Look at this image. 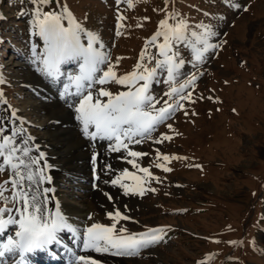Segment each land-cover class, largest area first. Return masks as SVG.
I'll return each mask as SVG.
<instances>
[{
    "label": "rangeland",
    "instance_id": "obj_1",
    "mask_svg": "<svg viewBox=\"0 0 264 264\" xmlns=\"http://www.w3.org/2000/svg\"><path fill=\"white\" fill-rule=\"evenodd\" d=\"M55 1L42 12H59L66 5L78 23L102 39L101 50L109 56L120 77L137 71L138 63L152 68L156 59H163L149 41L157 31L165 30L160 27L162 20L168 19L170 25L176 23V19H170L173 13L190 26L189 31L201 32L198 25L210 27L215 35L209 38V43L217 45L198 68L193 67L194 53L188 48L190 43L197 46L192 38L176 45L180 58L185 60L181 79L191 73L198 79L191 97L196 102L180 101L188 115L185 116L183 110L176 111L153 133V138L166 134L173 139L162 144L151 140L141 144L126 141L130 150L149 154L138 158L137 162L149 168L158 178L157 182L127 163L133 159L127 155L129 149L114 152L109 141H90L83 136L81 125L74 119V109L59 98L67 75L78 74V65L74 62L62 65L63 75L55 83L43 75L39 70L41 66L34 63L32 57L33 46L38 53L45 47L44 41L35 34L32 4L26 5L22 0L3 1L0 6L4 13L0 15V79L4 82L0 84V128L6 135H11L13 130L23 131V138L33 137L34 144L49 153L45 146L46 138L53 133L51 128L60 126L63 118H67L90 153L103 148L95 164L100 176L99 188L114 198L109 202L102 191L88 197L83 185L67 182L61 175L63 178H57L56 184L47 185L54 189L50 193L54 199L48 207L55 212L58 203L63 214L75 211L67 218L81 235L93 222L106 226L115 223L106 216L114 209L131 218L116 225L118 229L121 225L127 228L125 234L164 229L160 243L130 257L84 250L82 241L74 242L67 232L60 234L63 243L76 255L87 257V264L93 261L95 264H200L205 260L206 264H264V0H230V3L223 0H167V3L165 0H132L131 7L127 0ZM33 2L37 4V0ZM231 4L241 7L236 9ZM244 7L248 10L244 11ZM22 8L28 9V17L20 18ZM118 17L123 19L118 21ZM62 23L68 26L66 20ZM118 23L122 25L120 36L115 34ZM156 43L162 44L163 38ZM142 54L143 60L140 59ZM101 67L106 70L107 65ZM138 71L142 72L143 67ZM165 78L161 70L158 82L151 85V92L157 98L163 97L157 108L168 99L163 96L169 90L162 82ZM100 87L114 94L129 90L115 83L94 86ZM75 99L70 98L72 102ZM55 104L63 112H58ZM11 112L18 118L13 122L4 119ZM193 112L196 115H192ZM51 117L61 123H52ZM167 124H171L172 129ZM21 139L16 137L18 142ZM157 150L183 159L170 162L157 159ZM157 163L160 168L155 166ZM164 167L171 171H163ZM124 169L142 178L122 180L124 184L145 188L142 197L125 196L118 186L104 183L120 177ZM8 178L7 171L0 173V182ZM3 195L10 197L11 192ZM0 207L11 208L12 205L0 197ZM89 214L92 220H88ZM16 230L17 227L9 226L5 236H0V242H4L7 235L15 237ZM165 232L171 234L167 239ZM233 241L235 245L229 243ZM27 259H30L27 264H72L73 258L66 249L49 246L48 252L37 251L28 254ZM11 263L9 258L8 264Z\"/></svg>",
    "mask_w": 264,
    "mask_h": 264
},
{
    "label": "snow or ice",
    "instance_id": "obj_2",
    "mask_svg": "<svg viewBox=\"0 0 264 264\" xmlns=\"http://www.w3.org/2000/svg\"><path fill=\"white\" fill-rule=\"evenodd\" d=\"M38 2L46 3V0H38ZM127 2L131 7L132 0H127ZM165 2L167 3V0ZM223 2L230 3V0H223ZM231 6L236 9L241 7L240 4H231ZM243 10L248 9L244 7ZM33 16L32 24L37 29L35 34L45 44L40 53L33 46V62H38L41 66L40 72L54 83L60 81L63 75L62 65L73 62L78 65V74L67 75L63 90L59 92V98L74 109V119L81 125L80 131L84 137L90 141L97 139L109 141L112 145L111 150L114 152H119L122 148L129 149V143L126 141L141 144L146 140H151L155 144H162L165 140L170 142L173 139L166 134L153 138V133L172 118L176 111L183 110L184 115H188L184 104L180 101L196 102L191 97L198 79L195 73L181 79L185 60L180 58L176 45L187 43L189 37L192 38L197 46L190 43L188 48L194 53L193 67L195 68L205 62L206 54L217 47L209 43V38L215 35L210 27L198 25L197 28L202 29L201 32L189 31L190 26L184 20L177 19L173 13L170 19H176V23L170 25L168 19L162 20L160 27L165 30L157 31L149 41V44L157 48L158 55L163 59H156L152 68L138 63L137 71L120 77L114 71L115 65L111 63L109 56L101 50L104 47L102 39L78 23L66 5H63L59 12H41L37 8ZM122 19L123 17H118V21ZM65 20L67 27L62 23ZM121 26L118 23L116 36L121 35L119 31ZM161 37L163 43L158 45L156 41ZM140 59H144L143 54ZM102 65H107L106 70L101 67ZM141 67H143L142 72L138 71ZM161 70L166 76L162 82L169 86V90L163 93V96L168 99L157 108L156 106L161 103L163 97L157 98L151 92V85L158 82L157 77ZM3 82L0 79V84ZM107 83H115L129 90L114 94L102 87L94 88L95 85ZM71 97L76 98L75 102L70 100ZM102 97L108 99L104 101ZM208 99L212 98L208 97ZM192 115L196 113L193 112ZM4 119L13 122L18 118L15 112H11ZM52 123L59 125L61 121L54 120ZM167 127L172 129L171 124H167ZM16 137H22V139L18 142ZM23 137H25L23 131L13 130L11 135H6L4 129L0 128V173L6 171L9 173V178L0 182V197L12 205L11 208L0 207V236H5L9 226L18 228L15 231V237L7 235L6 240L0 242V264H8L9 258L12 264H27L28 254L37 251L48 252L49 246L66 249L73 258L72 264H81V262L87 264V257L76 255L68 245L63 243L60 234L64 232L69 233L74 242L82 241L84 250L92 249L114 256H135L142 249L161 242L164 229H150L147 233L138 234H125L128 230L123 225L118 229L116 225L119 221L131 219L123 215L119 209L106 214L107 218L115 223L106 226L93 222L83 229L81 235L80 230L74 227L66 215L60 211L58 203L55 212L48 207L54 199L50 195L54 189L46 186L52 183V177L45 170L52 166L47 163L45 153L34 144V138ZM127 155L133 158L127 160L128 164L159 182L149 168L141 167L137 162L138 158L149 155L148 153L129 149ZM157 159L170 162L172 159L183 158L169 157L157 150ZM91 161L93 165L96 164L97 155L95 153ZM155 166L161 167L159 163ZM163 171L169 172L171 169L164 167ZM93 172L94 180L98 181L100 176L95 174V167ZM129 177L133 180H142L128 169H124L120 177L110 181L105 180L104 183H110L114 187L118 186L125 196L139 195L142 197L145 194V188L122 183L123 179ZM94 188L102 191L98 185L94 184ZM150 190L155 191V189ZM9 191L11 192L10 197H4L3 194ZM102 194L109 202L114 200L109 192L102 191ZM5 215L7 218H4ZM88 220H92L91 214ZM213 242L219 243V241ZM229 243L236 244L234 241ZM92 264L95 262L93 261ZM200 264H206V260L201 261Z\"/></svg>",
    "mask_w": 264,
    "mask_h": 264
},
{
    "label": "bare ground",
    "instance_id": "obj_3",
    "mask_svg": "<svg viewBox=\"0 0 264 264\" xmlns=\"http://www.w3.org/2000/svg\"><path fill=\"white\" fill-rule=\"evenodd\" d=\"M56 109L58 110V112L60 111L63 112L62 111L63 109L60 110V107H58L57 105H56ZM46 117L47 116H45L44 118ZM51 118H52L51 121H53L54 120L53 118L55 117H51ZM63 120L64 121L60 126L57 127L55 126L54 128H51L53 130L52 131L53 133L48 135V137L46 138L48 144L45 147L46 149L50 150V152L45 153V155L49 160L47 161V163L52 166L50 169H46V173L52 177L51 184H56L55 183L56 179L63 178V176L61 175H64L65 178L68 179L67 182L70 183L75 182V184L83 185L82 188L88 191L87 195L88 197H90L93 192L97 191L96 188H94V184L99 186V180L98 181L94 180L93 168L94 167L96 168L95 174H97V167L93 165L91 161V157L94 153L98 155L100 152L103 151V148L99 147V149H95V152L90 153V150L86 148L85 143L80 139V136L77 134V132H75L76 130L74 128H71V124L68 121V119L63 118ZM50 126L53 125L50 124ZM42 148L43 146H41V149ZM50 187L52 188V186ZM80 211L82 210L79 209V212ZM74 213L75 211L74 212L67 211L64 213V215H66V217H69ZM74 250H76L75 247ZM64 254L61 255L62 258H64Z\"/></svg>",
    "mask_w": 264,
    "mask_h": 264
},
{
    "label": "trees",
    "instance_id": "obj_4",
    "mask_svg": "<svg viewBox=\"0 0 264 264\" xmlns=\"http://www.w3.org/2000/svg\"><path fill=\"white\" fill-rule=\"evenodd\" d=\"M4 1V0H3ZM3 1H1L0 0V6L1 5H3ZM20 1V0H19ZM22 1H24L25 3H26V5H28V4H32V8L35 10V12H36V10H37V8H39L40 10H41V12L42 11H44V10H46V9H44L45 7H48V6H50L51 4H55V0H46V3H40V2H38V0H37V4L35 5L34 4V2H33V0H22ZM20 10V12H19V14H20V18L21 17H25V15L27 16L29 13H28V9L26 10V8H22V9H19ZM24 13V14H23ZM4 15V13H3V11L1 10V8H0V15ZM28 17V16H27ZM34 17V16H33ZM27 19V18H26ZM34 19V18H33ZM31 21V20H30ZM28 32H30V30L28 31ZM39 37V36H38ZM40 38V37H39ZM40 40H42L41 38H40ZM43 41V40H42ZM166 234H165V236L166 237H168L169 236V233H167V232H165Z\"/></svg>",
    "mask_w": 264,
    "mask_h": 264
}]
</instances>
